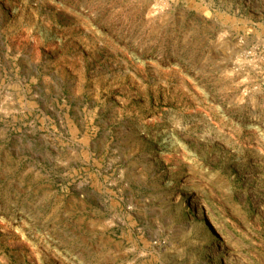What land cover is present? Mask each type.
<instances>
[{"label":"rangeland","instance_id":"374dc122","mask_svg":"<svg viewBox=\"0 0 264 264\" xmlns=\"http://www.w3.org/2000/svg\"><path fill=\"white\" fill-rule=\"evenodd\" d=\"M264 0H0V264H264Z\"/></svg>","mask_w":264,"mask_h":264},{"label":"bare ground","instance_id":"6f19581e","mask_svg":"<svg viewBox=\"0 0 264 264\" xmlns=\"http://www.w3.org/2000/svg\"><path fill=\"white\" fill-rule=\"evenodd\" d=\"M264 165V164H263Z\"/></svg>","mask_w":264,"mask_h":264}]
</instances>
